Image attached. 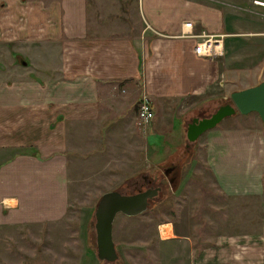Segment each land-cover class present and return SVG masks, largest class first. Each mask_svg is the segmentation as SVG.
<instances>
[{"label": "crops", "instance_id": "1", "mask_svg": "<svg viewBox=\"0 0 264 264\" xmlns=\"http://www.w3.org/2000/svg\"><path fill=\"white\" fill-rule=\"evenodd\" d=\"M250 1L0 0V38H26L30 54H46L41 63L11 64L40 80L20 87L15 81L28 78L10 85L0 78V232L66 215L69 156L77 142L95 137L102 117L128 116L130 125L116 132L129 138L146 98L160 111L153 130L175 111L186 136L187 114L225 99L227 79L263 67L264 9ZM22 10L26 25L17 30ZM206 35L220 36L218 55L195 54ZM36 103L35 117L28 106ZM201 136L204 162L222 195L263 196L264 124L257 113L234 114ZM237 244L250 246L240 264H264V234L237 235Z\"/></svg>", "mask_w": 264, "mask_h": 264}, {"label": "rangeland", "instance_id": "2", "mask_svg": "<svg viewBox=\"0 0 264 264\" xmlns=\"http://www.w3.org/2000/svg\"><path fill=\"white\" fill-rule=\"evenodd\" d=\"M24 12L20 11L16 19L17 30L26 25ZM6 37L0 38V78L6 79L8 85L13 79L28 78L15 81L20 87L31 78L40 80L35 71L11 64L19 58L29 64L39 58L41 63L46 54H30L31 40ZM69 51L66 52L71 56ZM262 66L227 79L226 98L203 103L186 115L185 123L193 117L210 116L219 106L231 103V92L264 80ZM34 92L33 96L39 99V92ZM39 105L28 106L35 117L41 109ZM137 113L135 119L132 117L136 133L129 138L128 133L116 132L127 129L128 116H110L101 118L95 137L91 139L87 133V138L76 143L69 156L66 215L51 223L2 230L0 264H240V254L245 257L250 253V246L237 244V235L264 234V194L252 198L222 195L203 159L202 134L189 142L182 133L183 119L175 111L173 117H164L160 131L150 127L151 120L141 122ZM154 113L157 118L160 111L156 109ZM169 166L177 169L171 183V176L164 174ZM150 186H158L160 191L142 214L118 213L113 221L117 260H99L94 211L100 196L113 190L129 194ZM166 226L170 227V234L165 236L161 230Z\"/></svg>", "mask_w": 264, "mask_h": 264}, {"label": "water", "instance_id": "3", "mask_svg": "<svg viewBox=\"0 0 264 264\" xmlns=\"http://www.w3.org/2000/svg\"><path fill=\"white\" fill-rule=\"evenodd\" d=\"M25 63V62H23ZM231 103L219 106L210 116L194 117L188 123L186 138L194 142L205 131L217 126L223 119L236 113L255 112L264 124V80L258 84L234 91L230 94ZM157 193L156 189L135 194L119 191L104 192L95 207L96 256L105 262H114L118 255L112 238L113 221L118 213L126 216L142 214L148 207L149 199Z\"/></svg>", "mask_w": 264, "mask_h": 264}, {"label": "built area", "instance_id": "4", "mask_svg": "<svg viewBox=\"0 0 264 264\" xmlns=\"http://www.w3.org/2000/svg\"><path fill=\"white\" fill-rule=\"evenodd\" d=\"M250 5L253 7L263 8L264 9V0H251ZM188 30H191L192 24L191 22H186L184 24ZM187 35V34H183ZM219 35H206L203 37V39L198 42L194 47L195 54L198 55H205L209 57H213L215 55H218L220 52L218 50V45L221 40ZM138 118L141 122H148L150 121L153 116L154 112L150 105V102L143 98L138 106L137 111Z\"/></svg>", "mask_w": 264, "mask_h": 264}, {"label": "flooded vegetation", "instance_id": "5", "mask_svg": "<svg viewBox=\"0 0 264 264\" xmlns=\"http://www.w3.org/2000/svg\"><path fill=\"white\" fill-rule=\"evenodd\" d=\"M164 174H165V176H169V175L171 176L169 178V182L171 183V182L175 181V177L177 175V169H176L175 166L166 167L164 169ZM153 189H156L157 193L151 199H149V202H150L151 200H153L154 198H156L158 196V193L160 191V187H158V186L157 187L150 186V187H146L144 189L138 188L137 191H135L134 193H129V194H135V193H138V192H143V191H146V190H153ZM149 202H148V205H149Z\"/></svg>", "mask_w": 264, "mask_h": 264}, {"label": "bare ground", "instance_id": "6", "mask_svg": "<svg viewBox=\"0 0 264 264\" xmlns=\"http://www.w3.org/2000/svg\"><path fill=\"white\" fill-rule=\"evenodd\" d=\"M161 233L163 234V235H169L170 234V227L169 226H166V227H164L162 230H161Z\"/></svg>", "mask_w": 264, "mask_h": 264}]
</instances>
